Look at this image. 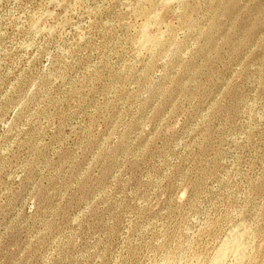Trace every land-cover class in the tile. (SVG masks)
Instances as JSON below:
<instances>
[{
    "label": "rangeland",
    "instance_id": "374dc122",
    "mask_svg": "<svg viewBox=\"0 0 264 264\" xmlns=\"http://www.w3.org/2000/svg\"><path fill=\"white\" fill-rule=\"evenodd\" d=\"M234 229L264 264V0H0V264H212Z\"/></svg>",
    "mask_w": 264,
    "mask_h": 264
},
{
    "label": "bare ground",
    "instance_id": "6f19581e",
    "mask_svg": "<svg viewBox=\"0 0 264 264\" xmlns=\"http://www.w3.org/2000/svg\"><path fill=\"white\" fill-rule=\"evenodd\" d=\"M148 31V30H147ZM146 31V29L144 30V35L146 37H148L149 33ZM148 33V34H147ZM154 36V35H153ZM159 37V36H158ZM150 38V37H149ZM148 38V39H149ZM151 40V39H150ZM156 40V39H155ZM153 39L152 43H154L156 46V44L159 43V41H155ZM145 41V40H144ZM162 42V40H161ZM160 42V44H162ZM147 44V43H146ZM152 45V44H151ZM148 46V45H147ZM157 49V47H155ZM163 48V47H162ZM241 227V226H240ZM236 228V227H235ZM232 229V228H231ZM238 229V227H237ZM233 230V229H232ZM236 230V229H234ZM247 232V231H246ZM246 232H244V229H239L236 231H233L230 236L229 239L226 241V243L224 242V244L221 246L220 245V249L218 250V252L216 253V256H214V260L212 261V264H223L225 262H227L226 257H229L230 255L235 257V260L237 259L238 261H243L242 259H245V246H248L249 244H245L243 243V240L245 239L244 236L247 234ZM229 233V232H228ZM246 233V234H245ZM248 235V234H247ZM247 237V236H245ZM226 238V237H225ZM248 251V250H247ZM247 254V253H246ZM231 259V258H230ZM247 259V258H246ZM245 259V260H246ZM229 260V259H228ZM234 260V261H235ZM244 260V262H245ZM230 262V261H229ZM243 262V263H244ZM236 263V262H235ZM240 264V262H238ZM226 264V263H225ZM234 264V263H233Z\"/></svg>",
    "mask_w": 264,
    "mask_h": 264
}]
</instances>
